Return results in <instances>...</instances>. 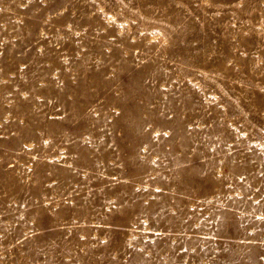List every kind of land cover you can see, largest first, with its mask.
Segmentation results:
<instances>
[{
	"label": "rangeland",
	"instance_id": "obj_1",
	"mask_svg": "<svg viewBox=\"0 0 264 264\" xmlns=\"http://www.w3.org/2000/svg\"><path fill=\"white\" fill-rule=\"evenodd\" d=\"M0 264H264V0H0Z\"/></svg>",
	"mask_w": 264,
	"mask_h": 264
}]
</instances>
